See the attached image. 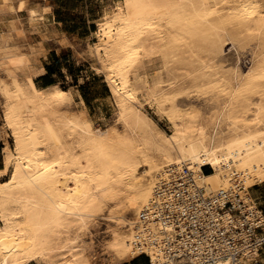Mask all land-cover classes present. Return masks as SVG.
Returning <instances> with one entry per match:
<instances>
[{"label":"bare ground","instance_id":"6f19581e","mask_svg":"<svg viewBox=\"0 0 264 264\" xmlns=\"http://www.w3.org/2000/svg\"><path fill=\"white\" fill-rule=\"evenodd\" d=\"M20 7L32 25L51 10L0 0V19ZM20 22L0 31L3 126L13 139L0 169V264H91L83 236L101 215L111 220L102 245L119 262L147 254L152 264H196L170 257L182 241L152 215L162 185L180 176L210 196L242 188L245 209L264 223L250 192L264 183V0H118L90 47L116 99L106 128L85 108L64 109L73 93L59 82L35 84L43 68L33 46L16 42ZM227 47L249 52L246 69L225 67Z\"/></svg>","mask_w":264,"mask_h":264},{"label":"rangeland","instance_id":"374dc122","mask_svg":"<svg viewBox=\"0 0 264 264\" xmlns=\"http://www.w3.org/2000/svg\"><path fill=\"white\" fill-rule=\"evenodd\" d=\"M27 1L30 6H40L42 4H48L50 6V13L46 15L44 21L37 25L30 24L27 18V12L24 8L20 7L17 13L8 14L0 19V31H3V29L6 28V24L11 20H18L19 22L21 21L20 24L25 31L28 30L26 33L30 34V36L33 30L41 31L46 28H48L49 37L54 28H58L63 32L65 39L59 37L49 40L48 54L45 57V61L46 63H52L54 65L56 70L54 78L60 85L65 89H70L73 93L72 103L66 105V107L64 106V109L72 113L85 108L88 115L87 117H89L92 125L97 128H106L114 124L116 120V99H114L110 86L106 81L105 72L101 69H97L101 65L95 55L91 53L90 47L98 41L96 33L98 21H100L103 13L118 0ZM19 36L20 34L16 35L14 38L18 39ZM30 38H34L33 35L29 37V39ZM22 48L23 50H27V46H22ZM50 49L55 50L50 52ZM229 49L230 48L227 47L222 58L224 65L226 64L225 67L230 68L237 62L243 69H246L249 65V52L238 54L234 48H231L232 51ZM52 52H55L60 57L59 62L54 59ZM148 65V72L150 73L152 71L150 75L153 76L157 70L155 67L151 66V64L148 63ZM149 67L153 68L150 69ZM81 86L82 88H80ZM82 93L86 95L87 99L83 97ZM76 94L82 95L84 101L82 97H78ZM95 95L98 96L96 99L94 98ZM2 104V99L0 98L1 115L3 113ZM197 105L207 110L210 108V104L201 105L198 102ZM148 110L150 115L158 122L160 128L170 133L171 127L167 119L159 117L154 108H149ZM0 123V138L6 144L9 143L13 145L11 135L8 133L7 129H5V126H3V117ZM204 170L211 171L212 169L211 166L208 165ZM250 192L259 202V207L264 211V183L251 187ZM110 221L111 220L108 219L106 215L99 216L97 220L91 224L90 229L86 233L87 236H83V240L85 241L83 244L86 243L84 245L86 246L85 251L88 248L86 254H89L92 259L91 264H126L140 256L138 255L132 259L121 260L119 262L112 254H109L102 244L106 241ZM87 245H89V247ZM141 255H146L149 258L147 254ZM31 264H35V262ZM252 264H264V247L260 251L258 261H253Z\"/></svg>","mask_w":264,"mask_h":264},{"label":"built area","instance_id":"2783aa9c","mask_svg":"<svg viewBox=\"0 0 264 264\" xmlns=\"http://www.w3.org/2000/svg\"><path fill=\"white\" fill-rule=\"evenodd\" d=\"M183 172L188 174L187 169ZM177 179L162 185L159 206L152 209L156 219L164 217L174 225L182 241L170 257L183 253L196 257V264H252L248 255L264 247V223L245 209L242 188L210 196L206 188L181 176Z\"/></svg>","mask_w":264,"mask_h":264},{"label":"crops","instance_id":"0c3cea01","mask_svg":"<svg viewBox=\"0 0 264 264\" xmlns=\"http://www.w3.org/2000/svg\"><path fill=\"white\" fill-rule=\"evenodd\" d=\"M43 5H45V4H42L41 6H43ZM35 6H37V5H35ZM21 30H22V32H20ZM27 31H25L24 28H20V30L18 31L20 36L18 39H16V42L18 41V43L21 44L22 46H27L26 51H28L31 46H33L35 48L36 56L38 58L37 66L39 68H43V72H41L40 74H38L37 76L34 77V82L38 87H48L49 85L54 84V83H52V81H53L52 79L54 78V76L48 77V70L46 69L45 57L48 54V42L51 39L63 37L64 36L63 32H61L58 28H54L51 31V34L49 37L48 36V28L42 29L41 31L33 30L31 32V36L33 35L34 38L29 39V37H31V36H30V34L26 33ZM54 50L55 49H50V52L54 51ZM76 96L82 97V95H80V94L79 95L76 94ZM82 99H83V97H82ZM83 101H84V99H83ZM2 115H3V113H2ZM2 115H1V109H0V120L3 117ZM0 126H1V123H0ZM4 146H5V142L2 141V139L0 138V169H2V167L4 166V163H3V161H4V153H3ZM35 264H38V263L35 262Z\"/></svg>","mask_w":264,"mask_h":264},{"label":"trees","instance_id":"16d2710c","mask_svg":"<svg viewBox=\"0 0 264 264\" xmlns=\"http://www.w3.org/2000/svg\"><path fill=\"white\" fill-rule=\"evenodd\" d=\"M52 56L54 57V59L59 62L60 61V57L55 53V52H52ZM46 69L48 70V77L49 76H54L55 73H56V70L54 68V65L52 63H46ZM76 78V77H74ZM52 83H56L58 82L55 78L52 79ZM82 88V86L80 87ZM83 97L85 99H87L86 95L84 93H82ZM98 96L95 95V99L97 98ZM206 167V166H205ZM204 167V168H205ZM205 171V170H204ZM211 171H205L206 174H209ZM126 264H149V258L146 256V255H140L139 257L135 258L134 260H132L131 262L129 263H126Z\"/></svg>","mask_w":264,"mask_h":264}]
</instances>
